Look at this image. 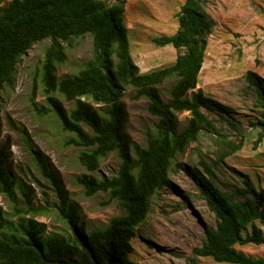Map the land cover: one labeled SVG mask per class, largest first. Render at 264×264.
Listing matches in <instances>:
<instances>
[{
    "label": "trees",
    "instance_id": "16d2710c",
    "mask_svg": "<svg viewBox=\"0 0 264 264\" xmlns=\"http://www.w3.org/2000/svg\"><path fill=\"white\" fill-rule=\"evenodd\" d=\"M126 1L10 0L0 6V91L12 81L21 57L34 44L48 40L40 82L49 107L42 112L53 113L62 130L72 134L67 144L80 148L78 161L87 173L76 181L85 196L108 193L102 204L116 200L124 209L106 226L88 231L79 204L70 198L48 157L22 127L26 148L55 193L52 210L68 229L48 232L46 223L36 219L44 209L34 205L33 187L11 171L8 136L0 144V192L13 200L19 193L23 206L15 207L13 217L0 206V264H138L130 257L132 239L150 212L151 198L169 189L190 201L189 194L171 180L173 165L191 177L216 218L215 226L205 227L203 242L193 252L217 262L264 264V256L237 248L264 244V190L247 178L243 186L225 191L204 159L199 161L201 167L176 160L202 133L217 136L216 143L222 145L217 151L219 161L244 145L242 133L232 141L218 125L241 130L232 108L201 90L193 91L216 20L207 12L204 0H185L177 13L176 32L154 38L158 46L172 45L177 50L174 63L140 72L124 21ZM86 35L91 38L92 56L77 73L59 78L58 66L68 58L66 46ZM169 77L176 80L166 100L158 86ZM245 79L259 110V116L250 122L257 129L258 146L264 141V78L247 70ZM129 85L134 89L132 98H146L148 112L158 118L157 132L148 135L145 146L133 141L126 130L129 112L122 97ZM58 94L72 103L70 109ZM185 111L190 117L179 130L178 114ZM112 152L120 161L116 174L93 176L101 160Z\"/></svg>",
    "mask_w": 264,
    "mask_h": 264
},
{
    "label": "rangeland",
    "instance_id": "374dc122",
    "mask_svg": "<svg viewBox=\"0 0 264 264\" xmlns=\"http://www.w3.org/2000/svg\"><path fill=\"white\" fill-rule=\"evenodd\" d=\"M9 1L0 0V6ZM184 1H126L124 21L131 53L140 72L174 63L177 50L172 45L158 46L154 38L176 32L179 26L177 13ZM204 6L216 20V25L208 36L205 60L193 91L201 90L232 108L241 130L218 125L229 140L236 141L242 133L244 145L219 161L217 151L222 145L216 143L217 136L202 133L176 160L181 164L200 166V159H204L216 173L215 182L225 191L243 186L247 178L264 190V141L255 146L257 129L250 124L259 116V110L254 106L255 95L245 79L247 70H255L264 78V0H204ZM48 44V40L34 44L18 62L12 81L0 91V144L10 137L9 166L18 180L33 187L34 205L44 209L36 219L46 223L48 232H62L68 228L52 210L55 193L51 183L34 164L22 139V127L27 129L35 146L48 157L70 198L79 204L81 220L90 231L106 226L124 209L116 200L103 205L108 193L85 196L83 187L76 181L79 175L87 173L78 161L80 148L67 144L72 134L62 130L53 113L42 112L49 107L40 82ZM66 51V62L58 66L59 78L77 73L92 56L90 36L75 40L72 46H66ZM175 80V77H169L158 86L164 99L170 98L169 90ZM133 93L134 89L129 85L122 97L129 112L126 130L133 141L145 146L148 135L157 132L158 118L148 112V100L144 97L134 100ZM58 96L66 108L72 107L62 95ZM189 117L188 111L178 114L179 130ZM119 163L112 152L101 160L92 175L96 178L112 176L118 171ZM170 177L181 191L189 194L190 201L169 189L155 194L147 218L139 224L132 239L131 259L138 264H231L193 252L194 247L203 242L205 227L215 226L216 218L191 177L176 165L172 166ZM16 198L13 200L0 192V206L8 217H13L15 207L23 206L19 193ZM237 248L253 256H264V244L237 245Z\"/></svg>",
    "mask_w": 264,
    "mask_h": 264
}]
</instances>
